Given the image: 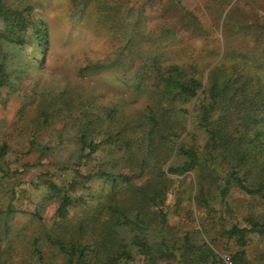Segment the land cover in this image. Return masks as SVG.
Instances as JSON below:
<instances>
[{"label":"trees","instance_id":"trees-1","mask_svg":"<svg viewBox=\"0 0 264 264\" xmlns=\"http://www.w3.org/2000/svg\"><path fill=\"white\" fill-rule=\"evenodd\" d=\"M70 1L113 45L80 73L113 72L146 103L106 101L78 82L48 88L29 116L39 84L26 95L14 122L24 125L0 144V196L8 199L0 264H221L210 235L218 212L232 222L219 235L235 241L237 264H264V246L254 257L247 250L251 234L264 241V17L243 23L227 14L221 24L223 12H210L206 25L178 0ZM220 28L223 48L196 47ZM32 39L37 49L27 53ZM51 44L35 6L0 0V93L25 90L26 72L45 65ZM18 140L24 150L14 148ZM30 168L44 169L30 181L38 201L20 185ZM233 191L248 197L230 201ZM200 209V228L181 236L171 211L192 219Z\"/></svg>","mask_w":264,"mask_h":264},{"label":"rangeland","instance_id":"rangeland-1","mask_svg":"<svg viewBox=\"0 0 264 264\" xmlns=\"http://www.w3.org/2000/svg\"><path fill=\"white\" fill-rule=\"evenodd\" d=\"M11 5L17 7H25L33 5L39 10L45 18L48 20L51 29V48L46 56L42 59H46L45 65L42 68L32 69L26 72L25 82L28 83L25 90L9 92V89H4L0 93V144L3 138L9 140L14 139L25 121L18 124V127L14 122L19 119V111L26 98L33 93L34 87L39 84V90L36 96L37 100L32 106H29V116L35 114L36 106L42 95L48 92V88L53 89L51 92L56 93L67 88H73L76 83L79 82L85 85L86 90H92L97 88L99 91L105 93L107 98L120 99L126 98L132 107L138 105H144L146 99L140 96H134L131 88L126 87L121 83L113 72L108 70L99 74L86 73L82 75L80 68L86 66L91 61L104 59L110 55L113 51V45L106 39L105 32H100L97 29H91L86 24V18L82 16L76 17L73 13V6L70 0H7ZM135 0H133L134 2ZM141 1V0H136ZM180 4L186 9L193 11L200 20L206 25H212V15L210 12L222 11L221 24H223L224 16L229 15L241 19L244 21L261 20L264 17V0H178ZM100 34V35H99ZM237 39H242L244 33L237 34ZM226 36L222 33L220 28L214 32V36L209 39L198 38L194 44L198 49H203L206 46L211 47L213 45L221 46L226 43ZM233 39V42L239 43V40ZM12 47V46H8ZM27 53H31L37 49V43L35 40H31V43L25 45ZM37 53V50H36ZM223 53V50H222ZM35 79V80H33ZM36 81V82H35ZM23 93V94H20ZM20 125V126H19ZM19 128L18 130H15ZM14 148L24 150V142L16 141ZM9 159H15V154L9 155ZM22 160L18 162L19 168L23 166ZM40 168H30L27 171H21L19 175L21 179V187L29 189V192L33 199L39 200L41 194H38V188L33 187L31 182L36 179V176L43 171ZM1 174V173H0ZM173 176V175H171ZM178 178L177 176H173ZM32 180V181H31ZM31 181V182H30ZM244 197H248L242 191H233V196L230 201L235 202L236 199L243 200ZM170 201H173L175 194L172 193ZM8 199L5 196H0V207L5 208ZM244 203V201L242 202ZM250 204L253 206L255 212L261 211L256 198L250 199ZM219 210L221 209L220 203L215 205ZM172 213V214H171ZM170 213L171 224H177L179 226V233L184 236L185 232L192 226H199V216H204V210H194L192 219H188L185 216V210L179 211V214H173V210ZM221 212H218L216 217V227L211 230V236L217 239V243L214 245L215 251L222 256L224 254L234 255L237 246L233 239H227L220 237V228L222 225L231 226L230 220H220ZM194 218V219H193ZM25 219H17L18 227L24 226ZM224 244H227L229 248H225ZM27 246V242L24 243ZM264 246V241L260 242L258 235L251 234L249 237V244L247 247L248 255L254 257V247ZM158 264H175L170 260H161ZM253 264V263H248Z\"/></svg>","mask_w":264,"mask_h":264},{"label":"built area","instance_id":"built-area-1","mask_svg":"<svg viewBox=\"0 0 264 264\" xmlns=\"http://www.w3.org/2000/svg\"><path fill=\"white\" fill-rule=\"evenodd\" d=\"M221 257V264H237L232 254H224Z\"/></svg>","mask_w":264,"mask_h":264}]
</instances>
